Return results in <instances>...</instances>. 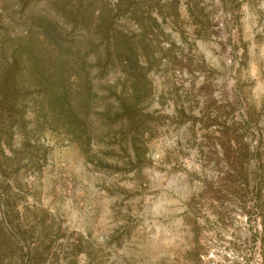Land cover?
Here are the masks:
<instances>
[{"label":"rangeland","instance_id":"374dc122","mask_svg":"<svg viewBox=\"0 0 264 264\" xmlns=\"http://www.w3.org/2000/svg\"><path fill=\"white\" fill-rule=\"evenodd\" d=\"M0 264H264V0H0Z\"/></svg>","mask_w":264,"mask_h":264}]
</instances>
